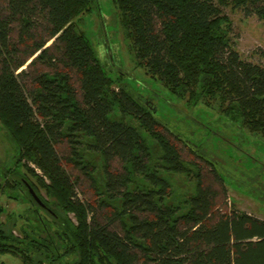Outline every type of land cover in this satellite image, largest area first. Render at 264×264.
Instances as JSON below:
<instances>
[{"label": "trees", "instance_id": "obj_1", "mask_svg": "<svg viewBox=\"0 0 264 264\" xmlns=\"http://www.w3.org/2000/svg\"><path fill=\"white\" fill-rule=\"evenodd\" d=\"M112 1L137 68L186 108H212L264 144V65L240 57L223 13L231 6L264 20V0ZM91 5L0 0V124L16 155L9 167H0V192L24 196L54 219L37 218L21 239L5 234L0 224V252L23 264H60L65 257H72L71 264H264V219L219 209V192L203 185L198 168L194 192L174 198L168 178L187 173V164L159 130L163 123L141 97L107 74L92 41L79 30ZM36 63L57 64L65 72L25 79L27 67ZM66 70L77 75L78 92ZM63 141L70 148L68 164L91 181L95 206L74 193L75 181L55 151ZM114 160L120 169L112 172ZM217 169L214 179L222 184ZM37 232L43 237H35Z\"/></svg>", "mask_w": 264, "mask_h": 264}, {"label": "rangeland", "instance_id": "obj_2", "mask_svg": "<svg viewBox=\"0 0 264 264\" xmlns=\"http://www.w3.org/2000/svg\"><path fill=\"white\" fill-rule=\"evenodd\" d=\"M91 2V12L82 17L79 30L92 41L107 74L112 78L120 79L132 95L141 97L147 108L163 123L159 130L176 146L180 158L187 164V173H173L168 178L174 198H183L194 192L196 179L192 174L198 168L203 185H210L219 192V196L215 199L219 209L244 212L264 219L263 142L257 136L244 131L240 125L231 123L222 113L217 114L218 111L212 108L201 105L192 109L186 108L184 100L178 101L158 82L145 75L144 69L135 65L127 48L128 41L116 24V9L113 1L91 0ZM223 13L230 19L232 42L240 57L251 63L264 65V20L254 15L244 16L240 9L231 6L223 8ZM40 20L38 18V21ZM12 27L10 41L13 43L17 41L18 26L15 23ZM35 35L41 34L36 31ZM50 43L49 41L46 46ZM18 49L19 56L23 47L19 46ZM55 71L65 72L62 66L57 64L52 68L36 63L27 67L25 79L37 72L51 74ZM66 73L69 74L70 82L78 92L77 75L67 70ZM113 88H117V84L113 85ZM14 150L13 143L0 124V167L10 166L11 160L16 157ZM55 151L62 167L71 180L75 181L76 197L83 203L95 206L96 197L90 187L91 181L72 164H68L67 158L70 156L68 143L63 141L56 144ZM110 164L112 172L119 171L120 164L116 160ZM28 167L38 176L43 177L40 170L34 168L31 163ZM213 169L219 171L222 184L214 179ZM21 171L36 185L34 176L25 168ZM43 180L48 183L45 176ZM221 187L225 190V194L220 193ZM38 192L46 198L44 189L38 187ZM8 194L5 191L0 192L2 210L0 224L5 234L11 232L21 239L26 235L25 233L30 232L33 225L38 224L37 218L49 223L54 222L47 211L33 205L28 199H23L24 196L17 195V199H13L9 198ZM103 212L98 210L99 215ZM68 217L75 222L73 214L69 213ZM50 230L55 231L53 227ZM34 236L43 237L39 232ZM71 258H63L60 264H71ZM0 264L23 263L19 257L9 252H0Z\"/></svg>", "mask_w": 264, "mask_h": 264}, {"label": "water", "instance_id": "obj_3", "mask_svg": "<svg viewBox=\"0 0 264 264\" xmlns=\"http://www.w3.org/2000/svg\"><path fill=\"white\" fill-rule=\"evenodd\" d=\"M29 192H30L33 200H35L36 202H38L39 204H41L40 201H39V199L37 198V196L32 191H29Z\"/></svg>", "mask_w": 264, "mask_h": 264}]
</instances>
